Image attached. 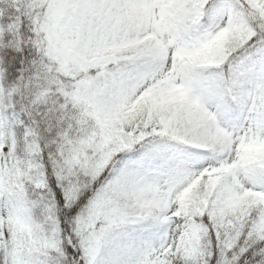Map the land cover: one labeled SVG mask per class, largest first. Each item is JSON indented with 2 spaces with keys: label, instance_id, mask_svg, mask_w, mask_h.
I'll return each mask as SVG.
<instances>
[{
  "label": "snow or ice",
  "instance_id": "snow-or-ice-1",
  "mask_svg": "<svg viewBox=\"0 0 264 264\" xmlns=\"http://www.w3.org/2000/svg\"><path fill=\"white\" fill-rule=\"evenodd\" d=\"M0 264H264V0H0Z\"/></svg>",
  "mask_w": 264,
  "mask_h": 264
}]
</instances>
